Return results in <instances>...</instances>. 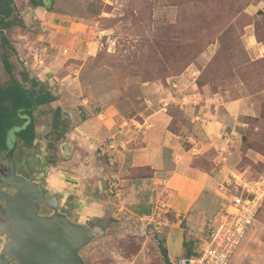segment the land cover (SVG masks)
<instances>
[{"label": "rangeland", "instance_id": "1", "mask_svg": "<svg viewBox=\"0 0 264 264\" xmlns=\"http://www.w3.org/2000/svg\"><path fill=\"white\" fill-rule=\"evenodd\" d=\"M15 3L21 16L30 8L27 0ZM44 14L43 24L16 27L8 36L30 78L46 80L55 75L47 81L61 106L78 113L77 103L90 97V107L98 99L127 118L146 112L150 100L156 105L167 100L169 129L181 132L184 147L191 136L196 142H211L195 127L201 118L222 126L223 144L216 146L227 175L220 187L226 188L219 187L220 193L204 209V225L197 231L202 239L188 236L196 241L197 251L224 209L227 193L234 190L233 180L239 183V174L264 179V0H53L52 11ZM54 16L58 23L74 24V44L53 33ZM76 48L85 56L77 58ZM11 62L19 68L13 57ZM7 79L0 63V84ZM56 106L34 113L38 141L29 159L44 167L55 163L56 169L44 171L47 177L41 184L62 196V174L68 164H64V148L58 145L62 137L51 126ZM65 116L64 111L59 124ZM101 156L107 157L109 166L110 156ZM216 159L215 153L206 156L213 169ZM111 201L113 216L89 222L100 234L81 251L85 263L162 264L158 241H164L167 227L177 221L163 214L162 206L155 209L162 196L150 201L149 217L121 205V200ZM120 206L123 209L118 211ZM40 213L48 212L41 208ZM180 227L186 229L185 223ZM232 263L264 264V209L237 247Z\"/></svg>", "mask_w": 264, "mask_h": 264}, {"label": "crops", "instance_id": "2", "mask_svg": "<svg viewBox=\"0 0 264 264\" xmlns=\"http://www.w3.org/2000/svg\"><path fill=\"white\" fill-rule=\"evenodd\" d=\"M26 9L27 14L22 16L25 23L35 24L41 21L43 24L41 17H46L45 11L42 9L33 11L28 7ZM54 18L57 22L58 17L54 16ZM53 26V33L58 32L64 35L74 44L73 39L77 35L74 24L67 25L65 22H57L53 23ZM46 30L49 29L46 27ZM15 50L17 51L16 47ZM75 55L77 58L85 56L78 52L77 48ZM49 68L51 69V67ZM81 68L82 64L78 69ZM53 78H56L54 74L46 77V80H38L47 84L51 91L49 82ZM54 96L56 95L54 94ZM89 101L91 102V98L86 97L78 102L81 111L77 113L73 109L68 110L69 107L66 109L61 106V100L56 96L54 102L40 106L33 111L32 120L36 131L38 127L35 124L34 113L37 111L48 109L54 104L58 105L52 111L51 126L56 110L59 111L60 116L64 111L68 114L63 119L62 130H58L63 135L58 145L62 149L64 148L63 153L66 160L64 164H68L66 171L62 174L64 176L62 196L41 184V181L46 180L47 177L44 171L48 168L56 169L55 164L44 167L42 162L34 163L37 160L29 159L31 156L29 151L34 146L24 147L22 148L23 153L21 152L24 160L34 163L31 172L33 173V170L39 166L42 170L41 174L34 178L35 182L45 191L59 198L60 210L70 219L87 225L90 221L105 220L114 215L112 212L114 209L111 207L114 206V203L111 199L121 200L122 202H119L121 205L125 204L127 208H132L142 217H149L152 215L149 210L151 208L149 207L150 201L154 197L157 199L162 196V201L157 203L155 209L158 210L162 206L160 211L163 214L169 213L177 219L167 227L164 239L170 261L177 262L181 259L184 234L194 236L198 240L202 239L197 231H201L204 225L206 218L204 209L209 207L211 199L217 195L220 185H223V180L227 177V175H223L226 168L225 166L221 167L220 163L222 153H219L220 149L216 146L218 143L223 144L222 126L216 121L212 122L201 118L195 127L200 128L211 142L207 144L196 142L195 137L191 136L188 138V146L184 147L181 132H171L169 129L171 117L166 112L167 100H164L165 103L161 105H156L150 100L147 102L146 112L127 118L120 116L113 106H105L108 102L96 99L97 105L92 108ZM228 106L226 104L225 109ZM193 119L199 118L194 116ZM120 120H122L121 124ZM13 133L10 134L11 137ZM37 141L36 135L33 145ZM198 143L201 145L200 147H196ZM117 150L118 152H116ZM100 151L101 155L110 156L109 166L112 167L111 169L108 166L107 157L101 156ZM214 153L218 160L217 163L212 162L215 165L214 169L205 171L192 165L195 159L208 154L212 156ZM75 155L79 156L78 161L75 160ZM145 167L152 171L151 177H131V169ZM216 167H218V172ZM220 177L222 180L218 182ZM112 186L117 189H112ZM122 209L123 206H120L118 211ZM180 217L181 221H179ZM184 223L186 229L180 227Z\"/></svg>", "mask_w": 264, "mask_h": 264}, {"label": "water", "instance_id": "3", "mask_svg": "<svg viewBox=\"0 0 264 264\" xmlns=\"http://www.w3.org/2000/svg\"><path fill=\"white\" fill-rule=\"evenodd\" d=\"M15 142L0 156V264H86L81 251L100 231L77 223L60 210L59 198L29 177L18 175L22 153ZM44 208L47 214H41Z\"/></svg>", "mask_w": 264, "mask_h": 264}, {"label": "trees", "instance_id": "4", "mask_svg": "<svg viewBox=\"0 0 264 264\" xmlns=\"http://www.w3.org/2000/svg\"><path fill=\"white\" fill-rule=\"evenodd\" d=\"M27 5L33 11L42 9L45 12H51L53 0H27ZM33 25V23L27 24L23 21L15 0H0V63L8 77L7 82L0 84V153L7 151L8 133L14 130H16L14 136L23 143L24 147H33L36 139L32 120L33 111L56 100V96L49 90L47 84L29 77L27 69L19 61L11 38L8 36V32L15 30L16 27L23 29ZM11 57L18 63V69H15L12 64ZM55 114L52 128L57 137H62L63 135L58 132V128L63 127V123L59 124L60 114L58 110L55 111ZM192 165L203 170L206 168L205 171L212 169V164L206 160V156L195 159ZM130 173L133 178H149L152 175V171L147 167L133 168ZM263 209L264 203L258 210L255 221L259 219ZM89 226L95 227L93 224H89ZM188 236L186 234L183 236L181 258L187 259L195 256L197 243ZM158 248L162 264H176V262L170 261L164 241H158Z\"/></svg>", "mask_w": 264, "mask_h": 264}, {"label": "built area", "instance_id": "5", "mask_svg": "<svg viewBox=\"0 0 264 264\" xmlns=\"http://www.w3.org/2000/svg\"><path fill=\"white\" fill-rule=\"evenodd\" d=\"M38 63L42 64L41 60ZM237 177H240L239 183L233 178L234 190L226 191L224 209L214 219L195 256L181 258L176 264H233L237 247L264 203V179H245L242 174ZM224 186L220 188L225 190Z\"/></svg>", "mask_w": 264, "mask_h": 264}, {"label": "flooded vegetation", "instance_id": "6", "mask_svg": "<svg viewBox=\"0 0 264 264\" xmlns=\"http://www.w3.org/2000/svg\"><path fill=\"white\" fill-rule=\"evenodd\" d=\"M11 133H13V131H10L8 133V140H7L8 141V148H9V146L12 145V140H14V142H15V151H14V156L13 157L17 158L18 155H19V152H22V150H23L22 148H24V146H23V143L14 136V133H13V136L11 137V135H10ZM7 151H8V149H7ZM7 151H5V152H7ZM5 152L0 153V156L5 155L4 154ZM23 157L24 156L22 154V159L23 160H22V163L20 165L16 166V172L18 171L17 172L18 175H21V176H24L25 178H28L29 177V172L34 167L33 164L36 163V162L38 163V161H35L34 163L33 162L30 163V161L28 162V161L24 160ZM41 171L42 170H41L40 166L37 169L35 168L33 170L32 176L34 178L38 177L41 174ZM3 187H6V186L2 183L1 178H0V189H2ZM6 188H8V187H6ZM0 204H3L2 199H0Z\"/></svg>", "mask_w": 264, "mask_h": 264}]
</instances>
